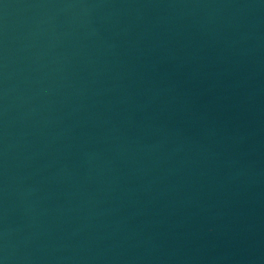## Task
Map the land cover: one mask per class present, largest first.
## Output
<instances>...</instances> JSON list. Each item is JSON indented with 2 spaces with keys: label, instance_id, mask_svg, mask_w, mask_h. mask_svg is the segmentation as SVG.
<instances>
[{
  "label": "water",
  "instance_id": "95a60500",
  "mask_svg": "<svg viewBox=\"0 0 264 264\" xmlns=\"http://www.w3.org/2000/svg\"><path fill=\"white\" fill-rule=\"evenodd\" d=\"M0 264H264V0H0Z\"/></svg>",
  "mask_w": 264,
  "mask_h": 264
}]
</instances>
